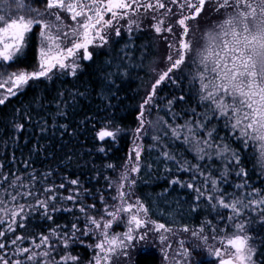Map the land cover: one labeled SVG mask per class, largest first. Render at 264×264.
Instances as JSON below:
<instances>
[{"label": "snow or ice", "instance_id": "1", "mask_svg": "<svg viewBox=\"0 0 264 264\" xmlns=\"http://www.w3.org/2000/svg\"><path fill=\"white\" fill-rule=\"evenodd\" d=\"M11 6L10 0H0V89L5 90L0 93V105L58 74L75 77L83 62L94 60L96 49L109 45L115 55L103 70L99 87L103 98L114 99L124 78L131 75L129 65L134 59L129 48L132 41L116 50L124 31L132 35L140 30L149 12L166 9L163 16L168 19H160L153 29L158 35L172 34L173 39L167 45L166 67L155 70L156 78L136 110L137 127L133 131L135 143L153 128L152 147L160 149L158 160L145 161L143 145L137 144L119 176L115 180L105 177L108 188H115V195L111 196L112 203L101 195L100 207L80 202L78 178L68 180L74 188L64 196L59 192L66 188L63 181L49 183L54 175L51 170L10 173L11 180L9 174L0 172V264H191L193 252L199 250L216 258L210 264H264V0H15L16 9L22 13L18 18L5 14ZM193 19L212 22L202 46L185 39ZM26 46L36 48L37 62L30 71L18 63L21 54H26ZM14 65L17 70L9 72ZM168 85L178 86L180 94L161 97L160 91ZM84 95L62 91L54 98L51 127L62 129L61 135L69 134V126L58 123L55 117L66 116ZM192 95L198 97V104L190 106L188 116L189 110L181 106ZM33 102L45 107L39 98ZM161 102L166 114L173 117L171 122L159 115ZM33 111L32 103L15 110V133L26 128L21 120L33 122ZM153 111L157 112L155 121L147 118ZM180 115L186 117L182 124L177 122ZM81 124L94 141L101 142L97 150L102 153L106 151L104 145L109 140L114 142L121 132L107 115L86 116ZM48 126V120L39 124L40 133H46ZM75 132L73 129L70 135ZM176 141L192 154V160L177 155L169 143ZM42 150V145L34 144L29 155ZM257 158L260 185L252 182L248 167ZM169 162L176 172L191 173L189 180L171 175ZM30 163L24 162L26 169ZM156 163H164L170 186L179 185L195 194L189 211L197 216L206 214L198 228L190 229L177 214L169 213L171 224L177 226L174 229L152 219L150 208L140 197L132 202L138 183L133 174L151 173ZM3 167L0 164V169ZM106 167L115 170L112 164ZM222 185H230L232 190ZM66 201L75 204L80 214ZM58 212L72 213L74 219L55 224ZM37 215L55 226L49 227L47 234L38 231V241L33 235L17 234L18 229L25 233L30 227L37 230L32 222ZM121 226L123 230L116 231ZM177 231L190 232L196 242L189 249L181 240L179 248L170 254V238ZM218 233L222 234L219 241ZM153 235L159 240V261L152 250L138 249ZM79 245L89 255L73 254Z\"/></svg>", "mask_w": 264, "mask_h": 264}, {"label": "trees", "instance_id": "2", "mask_svg": "<svg viewBox=\"0 0 264 264\" xmlns=\"http://www.w3.org/2000/svg\"><path fill=\"white\" fill-rule=\"evenodd\" d=\"M211 21L204 19L198 23L196 20L189 21V24H209ZM132 41L129 48H132L133 61L130 63L132 69L131 75L124 78L116 98L108 99L101 96L99 87L100 80L103 77L104 71L108 62L112 59L115 52L111 45L104 49H96L93 61L83 62L80 70L75 77L69 75H57L51 80H44L42 83L34 85L27 89L26 94L11 97L6 105H0V164L4 165L0 172L9 174V180L12 179L10 173L27 175L28 172L35 170L38 174L51 170L54 175L49 178V183L64 182L65 189H60L59 192L64 196L69 194L68 189L74 188L68 180L79 179L80 185V202L84 204L95 203L98 207L101 206L100 196L105 195V200L110 203L111 196L115 194V188L109 189L105 177H110L115 180L125 165L131 148L130 132L137 127L136 110L145 91L150 88L152 81L149 76H152L149 67L151 61L158 49L155 44V37L150 31L141 30L136 35L127 36L126 34L120 39L117 46V51L125 47L126 42ZM36 48H26V54L21 55L19 67L25 70H32L36 65ZM134 65V66H133ZM12 68H16L14 65ZM151 74V75H150ZM151 82V83H150ZM187 85L185 86V94L187 95ZM84 92L85 95L79 98L75 106L67 110V115L64 117H55L58 123L67 124L68 133L61 135L62 129L57 130L51 127L53 114L55 113V99L59 92ZM175 92L178 96L180 89L178 86L168 85L160 91L161 97H168L170 93ZM39 98L43 101L45 107L41 108L38 103H34V99ZM32 103L34 109L32 115L33 122L21 120L26 124V128L21 133H15L12 127V122L17 108L27 107ZM198 97L192 95L181 106L183 109L190 111L191 107H196ZM188 111V116L189 114ZM198 111H203L198 108ZM39 113V115H37ZM111 117L115 127H120L121 132L118 138L113 142L109 140L104 145L105 152H99L97 145L101 142L94 141L91 133L85 129L81 121L86 116H105ZM159 115L165 120L170 121L169 115L166 114V108L161 102ZM186 117L180 115L177 117V122L182 123ZM18 119V118H17ZM44 120L49 121L48 131L41 134L39 124ZM79 125V128H77ZM89 128L91 125L88 126ZM76 130L75 135H70ZM27 142V143H26ZM34 144L43 146V150L37 155L30 150ZM147 145V144H146ZM170 146L176 151L178 156H187L192 160V154L180 144V142H172ZM151 149V152L149 151ZM160 149L152 147V144L144 147L142 156L145 161H157L159 158ZM69 156L71 159L69 160ZM14 157V160H13ZM25 161H30V167L27 169L24 166ZM112 164L115 170L107 168L106 165ZM256 170L252 171L253 166ZM169 166L173 167L171 175L181 176L185 181L189 180V173H180L175 171V167L169 162ZM252 175V182L261 184V179L257 174V161L248 164ZM138 183L134 188L133 196L135 199L140 197L147 207L150 208L152 219L158 222L166 223L167 226L177 227L171 224V216L169 213L177 214V219H183L184 223L191 228H198L199 222L204 219L205 213L201 212L199 216L189 211L190 205L194 200V193L186 188H181L179 185H169L170 175L165 172L164 163L154 164L151 173L137 174ZM4 187H7L5 184ZM223 188L231 191L230 185H222ZM40 191H43L41 185H37ZM87 189V193L84 189ZM3 187H0V192ZM74 194V193H73ZM74 212L79 215L78 207L72 202H65ZM91 211V210H90ZM163 213V215H162ZM74 219L72 213L58 212L55 214V224L64 225ZM33 223L36 224L37 230L31 227L28 233L18 229L17 234L33 235L38 239V231H43L47 234L49 227H54L53 222L41 220L37 215L33 218ZM11 239V235L9 236ZM160 260L157 252L152 251ZM73 254L87 256L89 251L85 247H76L73 249ZM136 253L134 254V261ZM211 261H203L200 264H210Z\"/></svg>", "mask_w": 264, "mask_h": 264}, {"label": "rangeland", "instance_id": "3", "mask_svg": "<svg viewBox=\"0 0 264 264\" xmlns=\"http://www.w3.org/2000/svg\"><path fill=\"white\" fill-rule=\"evenodd\" d=\"M154 2V0H153ZM165 3L168 2V0H164ZM11 3V7L10 8H6L5 9V14L11 16V18H18V16L21 13L20 10L16 9L15 7V0H10ZM34 7H38L37 5H33ZM166 12V9L163 10H158L156 13H152L149 12L147 14L148 18L143 22L140 30H134V32L132 33V35H136L137 33H139L141 30H147L150 31L152 36L155 37V44L156 46H158V49L154 55V57L152 58L151 61V67H149V72L151 71L152 76H149V80L148 81H152V83L154 82V79L156 78V71L155 70H163L166 67V56L169 54L168 52V42L171 41L173 39L172 34H169L167 32H162L161 34H156L154 32L153 29V25H155L160 19H165L167 20L168 17L163 16V14ZM110 18V17H108ZM191 22V20H190ZM211 25L209 24H199V25H195L192 26L190 28V34L189 37H186L185 39L188 41H195L197 43L198 46H202L205 44V35L207 33V31L209 30ZM124 34H126L127 36H131L128 34V32L125 30ZM113 39H116L115 34L113 32ZM108 47V46H107ZM105 47V48H107ZM27 48V46H26ZM174 51V49H173ZM22 55V54H21ZM17 69L15 68H9L8 71H16ZM150 74V75H151ZM71 76V75H69ZM151 83V82H150ZM5 90L4 89H0V93H3ZM189 114H191V112L189 111ZM169 119L172 121L173 117L171 115H169ZM150 120L155 121L157 119V112L153 111L152 114L150 116L147 117ZM184 123V120H182ZM170 122V121H169ZM181 123V124H182ZM133 131L134 129L130 132V137H131V148H130V152L129 155L131 154L132 156H134V147L137 144L143 145V149L145 146L152 144L153 145V141H152V135L155 134L153 128H149L148 131L146 133H144L139 140H136L134 143V138H133ZM161 135H163V133H160ZM178 142V141H177ZM172 143V142H169ZM147 144V145H146ZM142 149V151H143ZM259 151V146H256V152L258 153ZM128 155V158H129ZM129 163V160L127 159L126 163ZM214 167V166H212ZM257 173L259 172V167H258V158H257ZM120 174V173H119ZM189 175L191 176V173H189ZM133 176L137 177V174H133ZM235 179V177H230V180ZM254 184H258L257 181L254 182ZM115 195V194H114ZM132 202H135V197L132 195L131 197ZM110 203H112V200H110ZM123 227L121 226L120 228H117L116 231H122ZM210 235V233H209ZM220 235H217V241H219L220 239ZM39 239V237H38ZM38 239H36L38 241ZM183 240L185 243V246L188 247L189 249L192 248V244L195 243L196 241H194L191 237L190 232L189 233H184L183 231H177V234L175 236H171L170 238V242L172 243V250H169L170 254L173 250H177L179 248V242ZM211 243H216V242H212ZM80 247H84L83 245H79ZM141 247H146L152 251L157 252V254L159 255L160 259L162 258V254L160 252V248H159V240L158 238L153 235L152 238L150 239V241L147 244H142V245H138V249ZM136 253V250H134L133 252V259H134V254ZM216 258L214 256H209L207 251L205 250H199V251H194L193 252V256L191 258V264H200L203 261H215Z\"/></svg>", "mask_w": 264, "mask_h": 264}, {"label": "flooded vegetation", "instance_id": "4", "mask_svg": "<svg viewBox=\"0 0 264 264\" xmlns=\"http://www.w3.org/2000/svg\"><path fill=\"white\" fill-rule=\"evenodd\" d=\"M106 18H108V17H106Z\"/></svg>", "mask_w": 264, "mask_h": 264}]
</instances>
